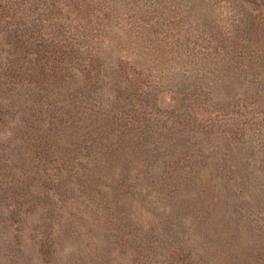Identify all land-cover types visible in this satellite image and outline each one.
Listing matches in <instances>:
<instances>
[{"label":"rangeland","instance_id":"1","mask_svg":"<svg viewBox=\"0 0 264 264\" xmlns=\"http://www.w3.org/2000/svg\"><path fill=\"white\" fill-rule=\"evenodd\" d=\"M248 1L204 0L186 15L156 0L152 20L186 18L174 28L191 49L245 11L264 14V0ZM117 39L95 52L101 85L83 91L77 75L69 90L40 91L35 56L0 21V264H264L263 68L194 57L186 75L164 48L137 50L143 67L157 59L141 70L157 99L115 100L135 37ZM18 71L29 80L15 83ZM195 83L203 98L182 103Z\"/></svg>","mask_w":264,"mask_h":264},{"label":"trees","instance_id":"2","mask_svg":"<svg viewBox=\"0 0 264 264\" xmlns=\"http://www.w3.org/2000/svg\"><path fill=\"white\" fill-rule=\"evenodd\" d=\"M203 1L177 0L174 7L181 10L183 14H194L198 12V7L204 5ZM246 2L249 3L248 0ZM157 4L156 0H0V21L10 28L19 43L18 48H23L26 58L27 54L35 56L34 62L39 67L38 89L40 91L47 90L46 86L42 87V85H47L50 89L69 90L77 75L82 78L78 86H81V89L83 85V91L85 86L101 85L104 78L101 65L96 62L95 52L102 44L118 43L117 36L122 33L126 36L133 35L135 40L134 43L125 45L131 50H128L131 56L122 57L118 62L119 72L126 76L127 83L124 91L117 88L115 100L123 94H125L123 101L130 98L138 101L149 100L152 96L151 99L155 103L157 99L153 96L155 94L147 90L142 78L144 73L141 72L143 68L147 67L148 70L151 65L154 66L157 59L149 62L151 65L143 67L140 62H137L136 57L142 56L137 50H143V54L150 55L155 50L164 48L167 50L166 53L171 55L170 61L174 66L183 69L186 75L191 72L187 70L188 68H195L196 61H187L194 57L203 59L204 62L211 59L206 62L208 64L219 56L220 60L225 58L222 62L226 60L228 67H233L237 64L240 66L242 57L248 56L252 65L255 64L258 70L261 68L264 70V14L253 15L252 11H245L243 14L245 16L233 20L228 29L221 31L217 27L220 31L215 33L208 30L209 36L204 46H202L203 37L193 38L190 42L192 47L189 49L188 39L185 36L180 37L174 28V26L181 27L186 18L183 16L176 18L178 16L172 13L167 21L165 19L153 21V11ZM200 17L198 20L203 19L202 16ZM204 25L209 26V29L216 27L215 22L213 26L206 20ZM210 41L216 44L217 48ZM182 48L185 49L182 50ZM15 61L14 58L9 61L6 72H12L11 67L15 65ZM204 70V67H196L194 78L189 79L192 82L196 79L202 81ZM18 72L17 74L9 73V77L17 81L15 83L20 84L24 79L29 80L30 75L26 71L23 74ZM3 77H6L5 72ZM188 88L190 93L187 92V95L182 96L181 100H184L182 103L185 101L187 104L192 101L196 103L203 98L202 88L197 86V83L190 84ZM83 91L80 96L84 95ZM3 95L0 92V100L6 101ZM177 100H179L178 97ZM12 104L9 101V106ZM180 106H182L181 103ZM2 108L6 111L8 108L3 105L1 107L0 104V115H5ZM115 109L120 111L118 108ZM109 112L113 113V108L109 109ZM195 113H188L187 119ZM58 115L61 116L64 113L60 112ZM61 124L65 126L66 122ZM187 125L190 124L187 123ZM197 126L206 127L200 122ZM30 137L32 145L38 146L42 142L38 133L31 134Z\"/></svg>","mask_w":264,"mask_h":264}]
</instances>
